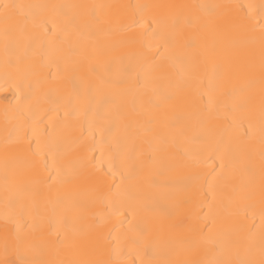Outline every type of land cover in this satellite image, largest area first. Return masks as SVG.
Segmentation results:
<instances>
[{
	"label": "snow or ice",
	"instance_id": "1",
	"mask_svg": "<svg viewBox=\"0 0 264 264\" xmlns=\"http://www.w3.org/2000/svg\"><path fill=\"white\" fill-rule=\"evenodd\" d=\"M120 8L130 11H114ZM0 33L3 86L14 91V103L4 109L0 264H264V0L164 5L10 0L0 2ZM121 48L135 49L127 65L124 57L112 55ZM240 49L244 55H234ZM37 51L39 71L31 63L22 70L21 64L32 59L29 53ZM100 56L107 59L100 62ZM209 56L217 57L210 73ZM257 83L258 126L250 95ZM69 85L71 91L64 95ZM43 104L49 106L44 111ZM81 116L90 117V137L99 132L113 146L108 174L118 165L126 187L112 185L108 193L92 195L99 178L86 170L83 160L58 163L78 147L66 132L79 126ZM214 118L226 124L214 149L219 165L203 176L199 203L208 211L194 216L178 204L172 212L143 194L142 184L161 187L156 174L187 161L201 163L192 146L209 144ZM45 120L52 131L43 147L30 157L24 152L23 158H31L32 166L47 175L37 182L39 187L21 185L9 145L30 143L28 133ZM241 127L242 135H229ZM257 156L258 245L252 228L246 229V238H233L227 218L216 211L227 210L241 196L255 195ZM88 165L97 167L92 161ZM146 169L151 170L148 175ZM200 179L199 174L194 177ZM195 194L200 196V188ZM181 203L191 205L192 199ZM97 204L101 211L94 210Z\"/></svg>",
	"mask_w": 264,
	"mask_h": 264
},
{
	"label": "bare ground",
	"instance_id": "2",
	"mask_svg": "<svg viewBox=\"0 0 264 264\" xmlns=\"http://www.w3.org/2000/svg\"><path fill=\"white\" fill-rule=\"evenodd\" d=\"M0 2H10V0H0ZM17 3H76V4H110V5H139V4H247L250 2H256V0H15ZM121 14H127L129 9H115ZM154 12L163 13L164 9H154ZM226 11V10H222ZM142 31V30H140ZM135 51L134 48H121L112 55L117 57H124L123 63L127 65L129 63V56ZM29 55L32 57L31 61H27L21 64L23 70L27 63H31L35 71H39V55H33L31 52ZM234 55L242 57L244 55V49L237 50ZM107 59L105 56L98 57L100 62H104ZM214 59L217 57L209 56L206 60V71L211 72ZM4 54H3V35L0 33V236L3 235L4 226V181L3 172L5 164V105L8 102L14 103V91L12 88L5 90L4 88ZM242 79L239 83H244ZM71 91V86H67L64 91V95H67ZM250 95L252 96V106L256 113V124L259 125V105H260V86L255 84L250 89ZM7 98V100L5 99ZM49 106L43 104L41 110L44 111ZM11 117V114H10ZM88 119L84 116L80 117L79 126L75 129L67 131L66 134L74 140L78 147L71 155L61 156L58 158V163L67 166L70 162L83 160L87 166V171L94 173L99 178L98 191L92 193V195H102L108 193L109 188L112 185H122L126 187L128 181L121 179V173L119 166H115L111 169V175L109 172V159L112 157V147L106 142V137L101 133L96 132L93 136L88 135L87 129L89 128ZM212 124L214 126V134L208 145H193L192 154L201 161L199 164H192L191 161H187L186 164L178 165L171 170H164L163 174H156L155 180L161 187L153 188L148 184H142L140 191L149 196L155 197L160 206L169 209L172 212L176 211V205L180 204V210L191 215H197L206 213L207 207L201 208L200 200L203 199V176L212 172L213 168L219 165V158L215 152L216 142L219 139L217 135L220 129L225 126L226 121L223 119H213ZM52 128L48 120H45L42 124L36 126L35 132H29L30 143L21 145H9V159L15 156L16 166L18 172L21 174L19 177V183L21 185L31 184L39 187L37 182L46 176L47 173L43 171L42 167H33L30 159H24L23 153L28 152L29 157L32 150L37 147H43L46 139V133L51 132ZM244 132V128L235 129L229 133L232 136H240ZM228 137L225 136L220 142V148H223L227 144ZM142 148H146V145H141ZM256 149H259V144H255ZM103 153V155H102ZM172 155L176 156L175 149L172 150ZM94 158V159H93ZM88 161H92L96 168H92L88 165ZM256 172L252 178L253 185L255 188V195L251 198H245L244 196L239 197L234 204H232L227 210L222 207L216 209L218 215L221 218H227V225L230 228V232L235 239H244L247 237V228L253 229V240L258 245L260 241V173H259V158H256ZM48 166H53V160L51 157L48 158ZM151 172L150 169L145 170V174L148 175ZM199 174L201 179L195 181L194 177ZM245 180L248 179L245 174ZM200 188V196H197L196 190ZM185 197H191V205H183L181 202ZM210 198V197H209ZM95 211H101L102 206L97 204ZM123 219V217L113 218L112 223L115 224L117 220ZM111 226V225H109ZM121 228L127 227V223L120 226ZM91 238V237H90ZM14 258V257H9ZM4 259L2 244H0V260Z\"/></svg>",
	"mask_w": 264,
	"mask_h": 264
}]
</instances>
